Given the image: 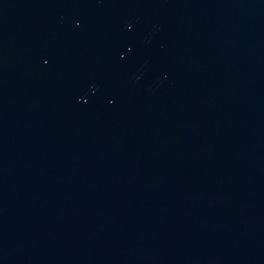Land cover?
Masks as SVG:
<instances>
[{"label": "water", "instance_id": "water-1", "mask_svg": "<svg viewBox=\"0 0 264 264\" xmlns=\"http://www.w3.org/2000/svg\"><path fill=\"white\" fill-rule=\"evenodd\" d=\"M0 264H264V0H0Z\"/></svg>", "mask_w": 264, "mask_h": 264}]
</instances>
